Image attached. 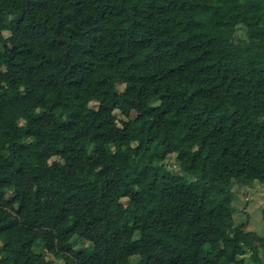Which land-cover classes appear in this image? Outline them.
I'll return each instance as SVG.
<instances>
[{"label": "trees", "instance_id": "obj_1", "mask_svg": "<svg viewBox=\"0 0 264 264\" xmlns=\"http://www.w3.org/2000/svg\"><path fill=\"white\" fill-rule=\"evenodd\" d=\"M238 181L264 186V0H0V264H264Z\"/></svg>", "mask_w": 264, "mask_h": 264}, {"label": "rangeland", "instance_id": "obj_2", "mask_svg": "<svg viewBox=\"0 0 264 264\" xmlns=\"http://www.w3.org/2000/svg\"><path fill=\"white\" fill-rule=\"evenodd\" d=\"M239 34L243 31V27H239ZM9 36V33H5ZM120 93L124 92L125 84H117ZM91 106L97 108V103L92 102ZM118 119H122L123 116L116 112ZM168 166L174 171L179 170V162L177 161L175 155H172L168 161ZM234 217L235 225L241 226L247 232H255L260 236H264V222H263V209H264V186L260 182H246L238 181L234 183ZM0 242V249H1ZM73 247L82 249L83 251L89 253L91 252L90 243L86 240L77 239L73 242ZM245 259L249 263L251 261L250 255L247 254ZM133 261L136 259L133 257ZM135 264V263H134Z\"/></svg>", "mask_w": 264, "mask_h": 264}]
</instances>
